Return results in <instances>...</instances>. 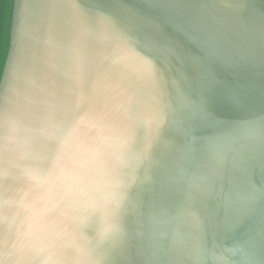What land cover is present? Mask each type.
I'll use <instances>...</instances> for the list:
<instances>
[{
  "label": "water",
  "instance_id": "obj_1",
  "mask_svg": "<svg viewBox=\"0 0 264 264\" xmlns=\"http://www.w3.org/2000/svg\"><path fill=\"white\" fill-rule=\"evenodd\" d=\"M0 264H264V0H14Z\"/></svg>",
  "mask_w": 264,
  "mask_h": 264
},
{
  "label": "trees",
  "instance_id": "obj_2",
  "mask_svg": "<svg viewBox=\"0 0 264 264\" xmlns=\"http://www.w3.org/2000/svg\"><path fill=\"white\" fill-rule=\"evenodd\" d=\"M14 0H0V80L10 47Z\"/></svg>",
  "mask_w": 264,
  "mask_h": 264
},
{
  "label": "snow or ice",
  "instance_id": "obj_3",
  "mask_svg": "<svg viewBox=\"0 0 264 264\" xmlns=\"http://www.w3.org/2000/svg\"><path fill=\"white\" fill-rule=\"evenodd\" d=\"M204 118H206V119L208 118L207 114H204Z\"/></svg>",
  "mask_w": 264,
  "mask_h": 264
}]
</instances>
